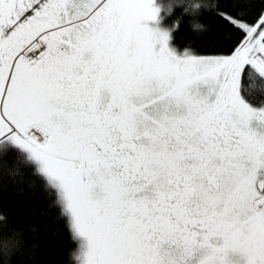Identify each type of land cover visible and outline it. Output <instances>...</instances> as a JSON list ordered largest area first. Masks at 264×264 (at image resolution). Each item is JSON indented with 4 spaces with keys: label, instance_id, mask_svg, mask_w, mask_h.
<instances>
[{
    "label": "snow or ice",
    "instance_id": "obj_1",
    "mask_svg": "<svg viewBox=\"0 0 264 264\" xmlns=\"http://www.w3.org/2000/svg\"><path fill=\"white\" fill-rule=\"evenodd\" d=\"M9 187L79 264H264V0H0ZM33 248L0 207V264Z\"/></svg>",
    "mask_w": 264,
    "mask_h": 264
},
{
    "label": "trees",
    "instance_id": "obj_2",
    "mask_svg": "<svg viewBox=\"0 0 264 264\" xmlns=\"http://www.w3.org/2000/svg\"><path fill=\"white\" fill-rule=\"evenodd\" d=\"M161 2L166 4L169 0H161ZM178 19H180L179 13L171 18L170 23L176 24ZM203 22L212 28L216 26V20L211 14L206 13ZM189 34L190 25L188 21L184 20L179 24L177 32L174 34L173 44L182 50L187 44L186 37ZM26 195L27 193H25ZM23 198L24 196L18 194L14 187H9L0 193V207L23 230L25 241L34 246L35 261L38 264H69V261L71 264H75L76 260L73 253L77 246L72 241L63 222L57 220L56 210L54 208L48 209V201L41 192L37 191L26 205V208L36 207L37 204L33 202L35 201L38 202L39 208L47 209L48 215L37 220L36 217H29L26 213L19 211V201ZM33 226L36 229L34 233L31 231ZM28 264H33V260H28Z\"/></svg>",
    "mask_w": 264,
    "mask_h": 264
},
{
    "label": "rangeland",
    "instance_id": "obj_3",
    "mask_svg": "<svg viewBox=\"0 0 264 264\" xmlns=\"http://www.w3.org/2000/svg\"><path fill=\"white\" fill-rule=\"evenodd\" d=\"M75 264H79V262H78V261H76V262H75Z\"/></svg>",
    "mask_w": 264,
    "mask_h": 264
},
{
    "label": "clouds",
    "instance_id": "obj_4",
    "mask_svg": "<svg viewBox=\"0 0 264 264\" xmlns=\"http://www.w3.org/2000/svg\"><path fill=\"white\" fill-rule=\"evenodd\" d=\"M177 27H178V24H177Z\"/></svg>",
    "mask_w": 264,
    "mask_h": 264
}]
</instances>
